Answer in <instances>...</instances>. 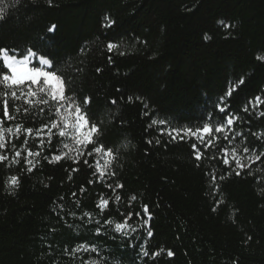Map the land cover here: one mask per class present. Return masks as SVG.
Instances as JSON below:
<instances>
[{
	"label": "trees",
	"instance_id": "trees-1",
	"mask_svg": "<svg viewBox=\"0 0 264 264\" xmlns=\"http://www.w3.org/2000/svg\"><path fill=\"white\" fill-rule=\"evenodd\" d=\"M5 3L0 47L48 53L70 94L81 102L90 98L88 110L101 125L103 141L118 152L111 165L115 175L101 181L94 174L101 155H85L79 163L43 159L67 152L62 144L72 142L54 135L49 145L45 129L29 138L34 152L45 141L41 156L30 157L40 161L31 173L23 159L0 164V264H81L89 254L70 253L82 243L98 245L107 264H264V157L236 175L231 156L236 144L241 157L247 156L244 146L264 151V103L256 106L255 100L264 101V0ZM109 44L116 47L109 51ZM220 108L237 118L229 139L232 132L243 133L231 144L224 133H216L215 147L207 150L195 137L173 141L160 134L169 127L195 131L209 117L215 126L224 120ZM37 113L34 108L31 116L21 114L5 126L38 128L47 119ZM24 138L14 141L22 155ZM193 143L203 154L200 161ZM5 154L12 158L9 150ZM11 176L18 177V187L10 186ZM117 183L123 188L113 193L107 184ZM102 197L109 199L103 213ZM85 212L114 222L132 212L128 224L135 231L127 228L125 236L112 225L98 236V225L87 223Z\"/></svg>",
	"mask_w": 264,
	"mask_h": 264
},
{
	"label": "snow or ice",
	"instance_id": "snow-or-ice-1",
	"mask_svg": "<svg viewBox=\"0 0 264 264\" xmlns=\"http://www.w3.org/2000/svg\"><path fill=\"white\" fill-rule=\"evenodd\" d=\"M8 5L5 0H0V19L4 18L5 9ZM113 23L109 21V26ZM55 30V25L51 26L48 31L52 32ZM116 45L109 44L108 49L111 51ZM99 71V69L97 70ZM0 105H2V113H0V164H19L21 159L25 165H27V171L31 173L33 169L39 164V160L35 162L30 159V157H40L41 150L45 141L43 139L39 140L38 148L41 150L32 151L28 148L29 138L40 137L44 130H47L48 143L51 144L54 135H58L64 140H70L71 143H63V149H67V152H61L60 155H52L51 158L48 156H43V159L48 160L49 163L56 161L59 162L62 158L68 157L74 159L75 162L79 163L80 159L85 155L91 157L93 154L101 155L102 157H110L111 159H104L103 165L100 161L95 162V173L98 174L103 181V178L107 176H114V171H111V165L115 161L116 152L111 146H106L103 141V130L101 125L95 121V118L91 116L88 105L90 104V98L85 97L81 102L75 94H70L68 84L66 82V77L62 72L57 69V63L49 58L48 53H41L37 48L34 50L33 47H28L24 50H19L16 48H6L0 47ZM131 99V98H130ZM256 106L259 103H264L261 98L257 96L255 98ZM17 102H22L25 107L17 104ZM112 104L116 101L112 100ZM249 103H252L251 101ZM38 108V113L40 117L46 118L47 122L42 123L38 128L25 127L23 122L9 123L5 126L6 122L17 121L19 115L28 117L32 115V109ZM219 111L224 113L223 122H217L213 126L211 117H209L208 122L203 123L200 126L193 128L188 127H177V128H161L160 134H167L173 141L177 138L184 139L185 136L195 137L200 144L204 146L207 150L209 147H215L214 140L218 137L215 136L216 133H224V139L228 140L229 144L236 140L237 137L243 135L242 132L236 131L232 132L231 139H229L228 133L232 131V126L234 121L237 119L233 116H228L226 109L220 108ZM247 111V108H245ZM102 123V122H101ZM157 123V121H153ZM167 122L160 120V125H165ZM53 129L56 132H53ZM21 135H24L23 144L20 146L22 151L17 150V144L15 140H19ZM151 143V141H149ZM159 143V141H157ZM91 150L86 152V149ZM194 150V155L197 161L203 158V154L197 144L193 143L191 145ZM5 150H9L13 155L10 159L8 154H5ZM241 150V145L236 144L231 148V156L235 162L236 168L233 169L236 175H240V171L244 168L251 167V164L261 161L264 157V151L257 153V150L244 146L242 152L247 154L246 157H241L238 152ZM225 157L223 158V163L229 165V159L227 158L228 149H223ZM74 155H70L73 154ZM247 161V163H242V160ZM83 163L89 165L88 159H84ZM199 166V164L197 165ZM239 169V170H238ZM79 169H73V171H78ZM251 174V173H249ZM216 176L212 175V180L215 182ZM223 179V176L220 177ZM92 183V181H89ZM10 186L18 187L19 181L17 176H11L9 181ZM113 193L117 189L123 188L122 184L117 183L115 187L112 184H107ZM218 187V186H217ZM84 189L81 188V192ZM76 194L73 193V196ZM115 201H120V195H114ZM132 201L136 200V196L132 195L130 198ZM77 203H79L77 201ZM109 205V199L101 198L98 207L101 213ZM143 212L151 219L148 206H143ZM136 216H140L139 212L135 213ZM133 216L132 212H129L127 217H125L124 222H114L112 219L95 220L91 213L85 212L83 217L87 218V223H96L98 227L95 229L96 235H102V227L105 230H109V227L114 225V230L120 232L123 235H129L127 228H131L128 224ZM145 224L148 220L144 221ZM109 226V227H105ZM131 231H135L131 228ZM149 237L153 234L151 231L147 233ZM102 249L95 244L82 243L71 249L70 255L75 258L79 253L89 254V259H82L81 264H107L106 258L101 255ZM92 254H95L93 257ZM143 256H149L148 251L144 250L142 252ZM159 253H152L153 256ZM171 256L173 253L168 252Z\"/></svg>",
	"mask_w": 264,
	"mask_h": 264
},
{
	"label": "rangeland",
	"instance_id": "rangeland-1",
	"mask_svg": "<svg viewBox=\"0 0 264 264\" xmlns=\"http://www.w3.org/2000/svg\"><path fill=\"white\" fill-rule=\"evenodd\" d=\"M104 159H108V158H107V157H102V160H101V162H100L101 165H103V160H104ZM242 163H246V159H245V160H242Z\"/></svg>",
	"mask_w": 264,
	"mask_h": 264
}]
</instances>
